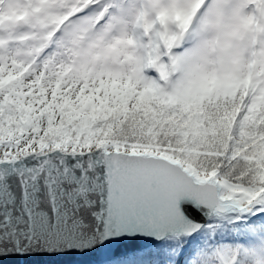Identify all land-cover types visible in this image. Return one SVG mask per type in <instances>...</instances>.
I'll return each instance as SVG.
<instances>
[{"label": "snow or ice", "instance_id": "6c2138e0", "mask_svg": "<svg viewBox=\"0 0 264 264\" xmlns=\"http://www.w3.org/2000/svg\"><path fill=\"white\" fill-rule=\"evenodd\" d=\"M0 264H264V0H0Z\"/></svg>", "mask_w": 264, "mask_h": 264}, {"label": "water", "instance_id": "95a60500", "mask_svg": "<svg viewBox=\"0 0 264 264\" xmlns=\"http://www.w3.org/2000/svg\"><path fill=\"white\" fill-rule=\"evenodd\" d=\"M140 245L138 244H126V245H119L116 246V252L115 255L116 256H122L124 255L126 252H128L129 250L135 248V247H139ZM99 258V257H96Z\"/></svg>", "mask_w": 264, "mask_h": 264}]
</instances>
